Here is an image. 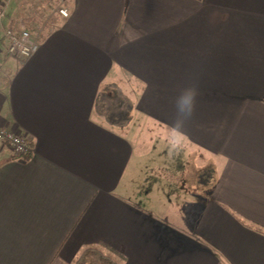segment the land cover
<instances>
[{
    "label": "crops",
    "instance_id": "crops-1",
    "mask_svg": "<svg viewBox=\"0 0 264 264\" xmlns=\"http://www.w3.org/2000/svg\"><path fill=\"white\" fill-rule=\"evenodd\" d=\"M1 9L0 127L32 150L0 143V264H76L90 247L119 264H264V0ZM6 29L37 52L10 57ZM105 83L132 100L127 127L95 112ZM188 86L196 110L174 148Z\"/></svg>",
    "mask_w": 264,
    "mask_h": 264
},
{
    "label": "trees",
    "instance_id": "trees-1",
    "mask_svg": "<svg viewBox=\"0 0 264 264\" xmlns=\"http://www.w3.org/2000/svg\"><path fill=\"white\" fill-rule=\"evenodd\" d=\"M264 102V99H262ZM94 110L108 125L124 128L127 127L133 117L134 104L123 89L117 83H105L99 90ZM200 181L203 183L205 180ZM261 231V229H259ZM76 264H119L113 257L98 248H86L77 257Z\"/></svg>",
    "mask_w": 264,
    "mask_h": 264
},
{
    "label": "built area",
    "instance_id": "built-area-1",
    "mask_svg": "<svg viewBox=\"0 0 264 264\" xmlns=\"http://www.w3.org/2000/svg\"><path fill=\"white\" fill-rule=\"evenodd\" d=\"M63 16H68V10L61 9ZM4 10H0V22L4 19ZM4 37L7 40V53L10 57L29 58L34 55L38 48L39 42L28 30L14 31L6 29ZM0 143H7L12 148L13 154L22 157L31 152L30 144L19 134L0 127Z\"/></svg>",
    "mask_w": 264,
    "mask_h": 264
},
{
    "label": "clouds",
    "instance_id": "clouds-1",
    "mask_svg": "<svg viewBox=\"0 0 264 264\" xmlns=\"http://www.w3.org/2000/svg\"><path fill=\"white\" fill-rule=\"evenodd\" d=\"M198 95L197 87L188 86L176 97V115L169 126V143L174 148H178L185 138L184 129L195 114Z\"/></svg>",
    "mask_w": 264,
    "mask_h": 264
}]
</instances>
